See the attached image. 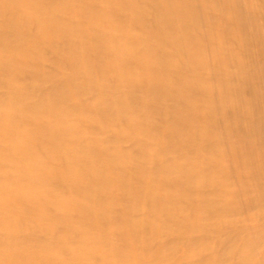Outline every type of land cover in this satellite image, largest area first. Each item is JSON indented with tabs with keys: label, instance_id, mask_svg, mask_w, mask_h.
Here are the masks:
<instances>
[{
	"label": "bare ground",
	"instance_id": "obj_1",
	"mask_svg": "<svg viewBox=\"0 0 264 264\" xmlns=\"http://www.w3.org/2000/svg\"><path fill=\"white\" fill-rule=\"evenodd\" d=\"M198 6L0 0V264H264L231 219Z\"/></svg>",
	"mask_w": 264,
	"mask_h": 264
},
{
	"label": "rangeland",
	"instance_id": "obj_2",
	"mask_svg": "<svg viewBox=\"0 0 264 264\" xmlns=\"http://www.w3.org/2000/svg\"><path fill=\"white\" fill-rule=\"evenodd\" d=\"M194 1L199 3L197 8H200L196 32L202 40L205 79L215 101L220 100V96L231 98L224 104L215 102L214 119L215 138L223 147L229 186L235 194V215L231 219H234L236 227L245 231L252 240L253 248L257 250L258 247L261 254L256 238L259 229H264V2ZM221 31L224 38L220 37ZM230 32L235 33L236 41L231 39ZM48 59L49 63L43 67L49 72L54 70L56 59L49 53ZM55 83L48 81L46 87L50 89ZM91 94L83 93L81 100L90 101ZM119 146L131 151L133 143L124 141ZM242 177L245 179L242 180ZM138 213L143 214V211L134 215L140 218ZM71 235L72 240L78 236ZM237 240L241 242L239 238ZM229 241H234V238ZM214 243L209 245L208 249L212 250H208L207 254L218 253L222 248L221 240L214 239ZM185 261L184 255L179 253L169 264H185Z\"/></svg>",
	"mask_w": 264,
	"mask_h": 264
}]
</instances>
